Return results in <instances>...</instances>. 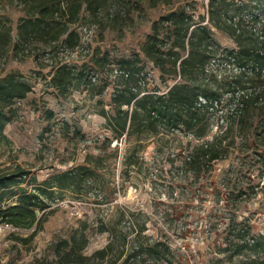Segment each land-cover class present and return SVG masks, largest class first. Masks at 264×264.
Instances as JSON below:
<instances>
[{
	"label": "rangeland",
	"instance_id": "obj_1",
	"mask_svg": "<svg viewBox=\"0 0 264 264\" xmlns=\"http://www.w3.org/2000/svg\"><path fill=\"white\" fill-rule=\"evenodd\" d=\"M207 1L181 2L193 8L195 21L204 23ZM175 6L159 5L140 14L134 12L133 23L120 13L122 9L103 10L96 17L83 12L74 25L83 47L73 52L58 47L55 55L52 53L58 62L48 58L44 52L48 49L36 46L24 57L12 56L10 52L2 59V74L20 72L31 90L25 98L15 101L14 116L4 127L6 139L0 141V172L16 167L29 172L18 186L31 190L51 174L93 156L92 160L104 166L97 173L100 184L112 181L114 192H101L97 197L93 192L56 190L53 198L46 200L47 220L28 243L14 237H27L33 228L0 233V264L53 262L55 255L50 244L75 232H83L87 237L83 254L90 256L89 264H239L245 255L230 257L231 251L225 250L228 230L243 222L250 226L251 235L264 234V168L250 149L246 151L254 142L250 136L236 138L228 157L204 173L184 164L185 156L197 144L193 133L165 127L154 132L138 125L125 131L120 147L111 145L116 137L100 112L104 109L114 114L111 94L119 82L113 71L118 66L117 57L139 51L150 31V22ZM260 8L261 15L244 22L249 44H262L264 40V0ZM5 12L12 19L15 38L16 20L21 12L12 8ZM212 31L222 47L237 48L227 32L214 27ZM87 32L88 37H84ZM99 51H107L113 59L108 67L113 69L103 74L109 79L102 93L93 94L81 85L61 95L49 84L61 60L80 65ZM145 67L154 72L157 85L163 86L152 63L146 62ZM99 72L96 78L102 76ZM97 83L101 85V81ZM218 115L209 116L208 139L218 130ZM127 155L130 157L125 163ZM241 185L245 194L240 196L235 188ZM14 201L15 197L7 198L0 206ZM37 214L41 215V211ZM110 239L115 240L113 249L104 256H93ZM134 239L163 243L169 248L168 260L155 259L146 252L130 254L127 248Z\"/></svg>",
	"mask_w": 264,
	"mask_h": 264
},
{
	"label": "trees",
	"instance_id": "obj_2",
	"mask_svg": "<svg viewBox=\"0 0 264 264\" xmlns=\"http://www.w3.org/2000/svg\"><path fill=\"white\" fill-rule=\"evenodd\" d=\"M181 1L184 0H0V64L10 52L12 56L24 57L35 46L48 49L44 52L50 60L55 59L58 47L75 51L82 44L74 25L83 12L96 17L103 10L122 9L120 13L133 23L134 12L140 14L147 8L176 4L150 22V31L139 51L117 57L118 66L113 71L119 82L111 94L114 114L104 109L100 114L116 140L138 125L154 132L165 127L193 133L197 144L184 164L199 173L227 158L236 138L250 136L254 142L246 151L250 149L264 168V40L262 44H249L245 37L249 32L244 28L245 21L261 15L263 0H208L206 23L195 21L193 8ZM10 8L21 12L16 20L15 38L12 19L5 12ZM204 20L202 16L201 21ZM212 27L227 32L237 48L222 47L214 38ZM112 61L107 51L91 54L80 65L61 60L49 84L61 95L81 85L93 94H100L108 84L109 76L103 74L113 69H108ZM146 62L159 71L158 79L163 86L178 76L179 80L165 94L147 92L139 83L140 74L148 70ZM3 70L0 66V141L6 139L3 130L14 116L13 104L31 90L20 72L11 70L2 74ZM98 71L102 73L100 78L95 76ZM154 90H160V86L156 84ZM142 92L146 93L140 95ZM200 97L205 101H200ZM212 114H219L223 123L208 139L206 132ZM129 157H125V163ZM92 158L87 156L83 163L51 174L31 190L18 186L29 172L20 167L0 172V204L15 197L14 203L0 206L1 222L20 229L33 228L27 237L15 236L16 241L28 243L36 235L49 214L46 200L53 198L56 190L75 194L93 192L97 197L101 192L106 195L114 192L112 181L100 184L97 173L104 166ZM235 190L240 196L245 194L243 185ZM228 232L225 250L231 251L230 257L243 253L244 259L239 264H264V234L251 235L250 226L243 222L233 224ZM86 246V235L75 232L50 244L55 255L53 262L36 260L30 264H89L90 256L83 254ZM114 246L115 240L110 239L93 256H104ZM127 251L146 252L162 260H168L169 256V248L156 241L143 243L134 239Z\"/></svg>",
	"mask_w": 264,
	"mask_h": 264
},
{
	"label": "built area",
	"instance_id": "obj_3",
	"mask_svg": "<svg viewBox=\"0 0 264 264\" xmlns=\"http://www.w3.org/2000/svg\"><path fill=\"white\" fill-rule=\"evenodd\" d=\"M207 21H205L204 23H206ZM84 37H88V32L87 33H85L84 34ZM81 47H83V46H80L79 48H81ZM79 48H77V49H79ZM76 49V50H77ZM75 50V51H76ZM179 76L178 77H176L174 80H172V81H169L167 84H165L164 86H161L160 87V90H158V91H155L154 90V87H155V85L157 84V82H156V78H155V75H154V72L152 71V70H146L145 72H143V73H141L140 74V81H139V83L141 84V85H143V86H145L146 87V89H148V91L147 92H149V93H157V94H165L167 91H168V89L170 88V86L174 83V82H176L177 80H179ZM144 93H146V92H142V93H140V95H142V94H144ZM200 99V101H202V102H204L205 100H204V98H202V97H200L199 98ZM132 106V105H131ZM219 118V117H218ZM223 123V118H219L218 119V121L216 122V125H215V129H217L218 128V126L219 125H221ZM122 140H125V135H123L121 138H120V140H114L113 142H112V146L114 147V146H121V141ZM188 155L189 154H187L185 157H187V159H189V157H188ZM60 201H62V200H60ZM6 230H10V231H12V232H16V231H18V230H20V228H18V227H15V226H13L12 224H10V223H7V222H1V217H0V233H2V232H4V231H6Z\"/></svg>",
	"mask_w": 264,
	"mask_h": 264
},
{
	"label": "crops",
	"instance_id": "obj_4",
	"mask_svg": "<svg viewBox=\"0 0 264 264\" xmlns=\"http://www.w3.org/2000/svg\"><path fill=\"white\" fill-rule=\"evenodd\" d=\"M153 67V66H152Z\"/></svg>",
	"mask_w": 264,
	"mask_h": 264
}]
</instances>
